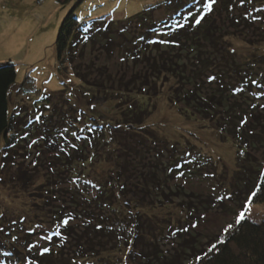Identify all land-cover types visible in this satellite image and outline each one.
<instances>
[{
	"label": "rangeland",
	"instance_id": "obj_1",
	"mask_svg": "<svg viewBox=\"0 0 264 264\" xmlns=\"http://www.w3.org/2000/svg\"><path fill=\"white\" fill-rule=\"evenodd\" d=\"M80 1L0 0V64L11 61L17 65L23 85L13 87L15 97L14 100L11 98V113L28 138L14 149L5 151L1 147L0 150V264L3 254H11V245L23 249L26 239L33 241L29 253L32 256L35 252L45 254L53 240L59 245H53L54 251L66 253L55 251V256L68 257L74 244L66 230L70 228L78 236L82 233L80 219H71L65 210L58 211L64 201H68L72 187L66 172L53 162L56 145L52 135L58 130L59 113L60 110L71 112V106L80 109L74 114L76 118H81L79 111L82 109L89 119L102 117L98 123L112 124V134L106 137V148H111L121 159L130 158L136 163L142 160V166L150 162L160 168H163L158 162L160 158H163L164 168L168 160L176 157L203 160L195 175L180 179L178 183L189 194L212 197L216 202L206 208L207 213L200 217L196 215L199 220L195 222L190 219L191 222L186 223L184 220L171 229L164 225V236L160 240L164 257L170 258L177 250H189L191 235L202 241L213 234L225 235L237 224L242 213L238 197L234 196L238 192L235 183V174L239 170L238 147L217 128V120L225 117L221 114L222 108L216 110L221 116L215 122L194 117L195 114L186 110L182 93L196 87V84L189 85L188 75L196 83L198 80L207 83L211 77L213 90L207 88L209 83L197 84L196 90L210 96L218 91V86L227 83L229 86L224 92L215 97L217 107L230 103L229 98L234 93L237 94L233 97L244 111L252 109L253 99L260 106L263 97L255 95L254 84L257 78L264 76V25L257 20L264 15L262 3L252 5L251 2L250 9L245 11L235 0H170L167 3V0H83L75 9ZM151 7L155 10L145 25L140 21L127 22L123 26L126 33H123L125 29L115 30V34L110 31L104 43L93 49L88 42L80 50L86 63L106 65L113 73L122 72L128 78L133 73L143 75L146 69L152 71V75L156 74L154 78L161 75L158 88L153 87L151 91L156 94L153 93L150 100L139 98L143 102L144 112L140 116L144 120L138 130L124 129L121 125L124 123L122 110L128 106L126 101L111 100L92 111L93 107L86 100L83 104L78 99L70 103L69 99L74 100V97L53 95L66 86L74 90L81 85L72 73H66L67 80L64 81L57 70L56 40L68 13L75 10V18L83 22L94 19L124 22ZM110 35L113 38H109ZM175 38L176 41L170 43ZM228 49L231 55L226 51ZM204 61L207 63L205 70H212L202 80L196 67ZM218 63L222 65L214 71ZM231 68L234 73H228ZM152 75L149 84H152ZM62 143L57 145L58 149ZM262 147L256 152L250 150L248 157L259 167L264 165V144ZM135 148L136 151L131 150ZM100 159L99 154V159L97 156L93 159L94 164L90 161L86 165L85 173L91 178L108 172L104 156ZM238 190L239 195H243V191ZM146 211L149 215L161 219L171 217L178 222L185 216L178 200L170 206ZM248 218L256 222L264 220V205L250 206ZM182 240L185 248H181ZM103 243L109 245L107 240ZM95 244L100 243L95 241ZM6 255L7 264H17L16 255ZM22 264L32 263L30 259H24Z\"/></svg>",
	"mask_w": 264,
	"mask_h": 264
},
{
	"label": "trees",
	"instance_id": "obj_2",
	"mask_svg": "<svg viewBox=\"0 0 264 264\" xmlns=\"http://www.w3.org/2000/svg\"><path fill=\"white\" fill-rule=\"evenodd\" d=\"M60 1L67 3L69 0ZM82 2L83 0L75 6V9ZM237 2L245 11L250 9L248 5L251 2L252 5L262 3L261 7H264V0H235L236 4ZM154 10L155 8L151 7L124 22L96 19L83 22L75 18V10L68 13L61 23L56 40L57 70L64 81L67 80L66 73H72L81 85L74 90L71 86H66L54 92L53 95L74 97V100L69 99L70 103L78 99V102L83 104V100H86L89 106L93 107L92 111L95 107L111 100L126 101L125 104L128 106L122 110L124 123L121 125L124 129L138 130V126H141L144 120L140 116L144 109L143 102L141 103L139 98L150 100L153 93L156 94L151 91L153 87L158 88V77L160 78L161 75L154 78L156 74L152 75L153 72H147L146 69L143 75L133 73L128 78L125 73H113L106 65L86 63V58L80 50L83 44L88 42L93 49L97 44L104 43L105 36L110 31L115 34L117 32L115 30L125 29L123 33H126V27L123 26L127 22L140 21L145 25L144 23L151 18ZM245 13L243 16L246 17ZM257 20L261 21L260 25H264V15L259 16ZM245 21L247 22L246 19ZM111 37L113 38V35L109 36ZM175 41L176 38L171 39L170 43ZM226 51L231 55L230 49ZM220 65L222 63L215 65L213 70L215 71ZM205 66L207 67V63L204 61L196 67L202 80L203 76L208 75V72L212 70H205ZM230 72H233L232 68L228 73ZM151 75L152 84H149ZM187 77L189 85L196 84V87L194 90L190 89L187 92L184 90L182 93L185 96L182 100L185 101L186 110L195 114L194 117L212 122L224 114V118L217 120V128L224 136L228 135L238 147L239 170L235 174L238 192L234 196L238 197L240 208L245 213L244 218L225 235L213 234L204 241L191 235L192 244L189 250L184 249L182 252L177 250L176 254L170 258L164 257L160 247V240L164 236V225L171 229L184 220L186 223H190V219L195 222L199 220V218L196 219V215L200 217L207 213V209L216 202L212 197L203 198L194 193L189 194L178 183L180 179L195 175L197 167L203 160L197 158L192 161L193 158L190 156L188 160H185L184 156L179 159L176 157L168 160L164 168L163 158H160L158 162L163 166L160 168L150 165V162L142 166V160L136 163L130 158L121 159L120 155L116 156L111 148H106L108 142L106 137L112 129V124L98 123L101 122L102 117L89 119L82 109L79 111L81 118L78 116L76 118L74 114L80 109H74L70 105L71 112L60 110L58 130L52 136L56 145L53 162L58 169L66 172L72 187L68 201H64V206L58 211L65 210L69 212L71 219L77 218L83 223V227H80L82 229L80 236L70 228L66 230L69 237L73 239L74 252L72 251L68 257H64L66 253L63 252L60 253L65 254L64 256H55L57 251L55 252L52 247L53 245L59 247V245L54 244L52 240L45 254L38 255L35 252L32 256L29 253L33 249V241L26 239L23 249L15 244L11 245L12 250H9L11 254L2 255V264H7L4 258V256L7 257L6 254L10 257L16 255L17 264H22L24 259H30L32 264H107V261H111L112 264H264V220L256 222L248 218L249 205H264V165L259 167L255 161H251L253 159L248 158L250 150L256 152L257 149L263 148L264 144V76L257 78L254 84L256 88V94H254L263 97L260 99V106H257L255 104L257 101L253 99L252 109L249 112L244 111L236 97H233L237 93L231 94L230 103L217 107L215 97L224 92V88L229 86L227 83L217 87V94L209 96V94L197 92V84H200L201 80L196 83L190 75ZM208 79L207 83L202 81L201 84L209 83L207 88L213 90V80L211 77ZM22 83L14 62L0 64V150L1 147H4L5 151L14 149L17 144L28 140L25 137L26 133L20 128L21 124L17 123L16 117L11 113V98L14 100L15 97L13 87L23 85ZM88 96L89 98H86ZM221 108L223 111L217 115L216 110ZM60 142L64 143L60 144L58 149L57 145ZM131 150L136 151V148ZM99 154L101 159L104 156L108 172L105 171L104 176L98 175L94 179L86 174L85 170L86 165L90 161L93 163L96 156L99 159ZM198 173L201 175L200 171ZM238 188L243 191V195H239ZM176 200L185 212V216L179 219V222L171 220V217L161 219L157 215H149L146 211L149 208L155 210L170 206ZM56 214L60 216V213ZM52 235V239H55V234ZM104 240H107L109 245H104ZM95 241L100 244H95ZM182 242L183 240L180 242L181 248H185ZM108 246L111 247L107 248Z\"/></svg>",
	"mask_w": 264,
	"mask_h": 264
},
{
	"label": "snow or ice",
	"instance_id": "obj_3",
	"mask_svg": "<svg viewBox=\"0 0 264 264\" xmlns=\"http://www.w3.org/2000/svg\"><path fill=\"white\" fill-rule=\"evenodd\" d=\"M249 208H250V205H249ZM244 216H245V213L242 212L240 214V216L238 217L237 223H239V221L242 220L244 218ZM228 227L231 228V225H229ZM226 231H227V229H226Z\"/></svg>",
	"mask_w": 264,
	"mask_h": 264
},
{
	"label": "crops",
	"instance_id": "obj_4",
	"mask_svg": "<svg viewBox=\"0 0 264 264\" xmlns=\"http://www.w3.org/2000/svg\"><path fill=\"white\" fill-rule=\"evenodd\" d=\"M27 77H30V76H27Z\"/></svg>",
	"mask_w": 264,
	"mask_h": 264
}]
</instances>
